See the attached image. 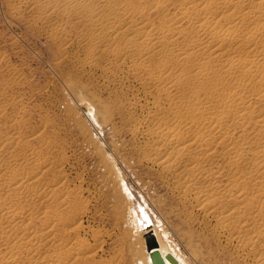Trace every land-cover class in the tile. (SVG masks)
<instances>
[{"label":"bare ground","instance_id":"bare-ground-1","mask_svg":"<svg viewBox=\"0 0 264 264\" xmlns=\"http://www.w3.org/2000/svg\"><path fill=\"white\" fill-rule=\"evenodd\" d=\"M17 1L12 15L35 12L39 25L55 24V40L90 43L86 63L104 57L105 72L133 77L143 102L152 97L142 119L147 160L213 221L215 238L247 264H264V0ZM89 107L93 120L102 116ZM6 120L1 106L0 264H127L116 245L103 257L110 234L84 224L82 180L70 184L65 162L44 154L52 144L36 129L33 146L24 119ZM144 212V264L154 251L164 264H187L161 245Z\"/></svg>","mask_w":264,"mask_h":264},{"label":"rangeland","instance_id":"rangeland-1","mask_svg":"<svg viewBox=\"0 0 264 264\" xmlns=\"http://www.w3.org/2000/svg\"><path fill=\"white\" fill-rule=\"evenodd\" d=\"M14 1L0 0V107L8 120L24 119L21 134L33 146L38 145L34 130L41 131V140L52 144L44 154L65 162L70 184L82 180L84 224L110 234L103 257L116 245L126 253L127 264H144L140 220L145 211L161 245L187 264H247L233 246L215 238L213 221L194 207L191 196H181L174 178L147 160L141 133L149 123L142 119L152 97L143 102L144 92L133 77H122L117 69L105 72L104 57L94 66L86 63L90 43H77L74 34L55 40L50 34L55 24L39 25L35 12L12 15ZM66 39L70 44L63 49ZM74 87L87 99H80ZM90 104L102 111L99 119L91 118ZM115 192L123 202L113 197ZM126 235L129 242L121 246Z\"/></svg>","mask_w":264,"mask_h":264},{"label":"water","instance_id":"water-1","mask_svg":"<svg viewBox=\"0 0 264 264\" xmlns=\"http://www.w3.org/2000/svg\"><path fill=\"white\" fill-rule=\"evenodd\" d=\"M151 262L152 264H164L160 255L155 251L151 253Z\"/></svg>","mask_w":264,"mask_h":264}]
</instances>
